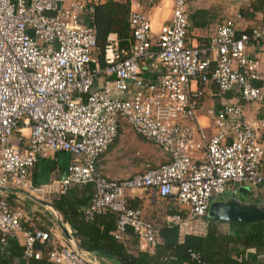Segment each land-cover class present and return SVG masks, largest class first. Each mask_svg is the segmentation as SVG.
Here are the masks:
<instances>
[{
  "label": "built area",
  "instance_id": "built-area-1",
  "mask_svg": "<svg viewBox=\"0 0 264 264\" xmlns=\"http://www.w3.org/2000/svg\"><path fill=\"white\" fill-rule=\"evenodd\" d=\"M153 3L129 0L130 46L118 48L109 36L101 66L93 20H80L85 1L0 0V232L21 237L27 258L40 260L46 249L51 264H96L73 244L48 247L50 231L25 224L23 211L11 207L3 192H38L29 169L49 153L72 156L53 181L57 192L71 184H92L85 216L112 211L116 237L131 227L142 249L157 243L158 229L128 204V191L140 189L183 207L165 221L183 236L204 233L211 200L228 183L264 184L263 121L225 101L206 109L215 127L210 137L198 125L196 140L186 124L203 109L200 85L208 81L222 95L237 92L244 103L264 102V84H254L259 60L247 51L249 43L264 41V23L238 31L235 19L226 18L208 40L191 43L185 0H174L170 19L157 28L141 10ZM150 59L151 67L161 69L155 80L143 75ZM96 81L101 85L94 88ZM123 123L157 145L163 162L106 177L97 161ZM199 149L201 160L191 155Z\"/></svg>",
  "mask_w": 264,
  "mask_h": 264
},
{
  "label": "crops",
  "instance_id": "crops-1",
  "mask_svg": "<svg viewBox=\"0 0 264 264\" xmlns=\"http://www.w3.org/2000/svg\"><path fill=\"white\" fill-rule=\"evenodd\" d=\"M70 0H65L68 3ZM82 1V0H80ZM86 3V13L80 15V20L82 23H88L93 20L92 12L93 6L97 3L105 2L106 0H83ZM174 0H154L152 6H143L142 11L148 13L152 19L153 28H157L158 25L164 21L170 19L171 8ZM186 10L189 15L196 10H207V13L203 17L194 18V21L189 19V28H188V40L191 43H199L201 41L208 40L214 33L216 28L226 19L234 18L236 23V29L238 31H248L251 27L259 26L264 22V0H185ZM244 8V11L240 10ZM241 12V14H240ZM113 30L109 36H114L116 39V46L118 48L128 49L131 43V38H125L123 41L118 38V35ZM108 36V45L110 44ZM247 51L250 54H253L259 60V67L257 74L259 79L254 81V84L262 85L264 84V41L260 43H249L247 45ZM151 63H154V59L147 61V68L143 71V75L148 80H155L159 77L161 69L150 66ZM101 85L100 81H96L94 88H97ZM197 85V84H196ZM204 91V97L202 98L203 109L196 111V121H188L186 124L191 127L193 135L196 140L200 139L198 134V125L202 127L205 135L210 137L215 132V127L211 119L206 115V109L209 107L219 108L221 104L225 101L231 103L240 104L246 116L261 120L264 122V102H251L244 103L238 96L237 92H230L221 94L218 91L217 86L212 82L208 81L205 84L200 85ZM259 139L264 144V127L259 131ZM133 153L134 157L139 156L141 162L137 166L139 169L134 173L142 172L146 166L156 167L163 162V153L161 149L151 143L134 131H132L129 126L125 123L119 128V133L116 139L110 144L106 152L101 155L97 161L98 165L101 167L102 173L106 177H122L129 174H123L124 171L118 169L110 168L109 165L111 160L118 154L122 153ZM138 152V154H136ZM58 153H54V156L50 158V167H49V179L54 181L60 178L64 172L66 165L70 162L72 156L67 153L66 157L62 161L58 158ZM193 158L201 160L203 158V152L199 154L196 151H193ZM197 153V154H195ZM48 157V156H47ZM45 158H40L30 169H29V178L36 187H39L38 193H41L42 196L46 197V200L43 198L37 199L33 198L32 195L21 191L17 188H9L4 190L6 199L11 207H19L26 218L24 219L25 224L34 225L39 228H47L51 233L50 242L54 245H76V240L72 235L71 228L68 223L62 221L61 215L51 207V201L59 195V193L54 191V189L49 190L47 188V182L40 184L37 181V168L36 164ZM261 170L264 172V159L262 161ZM237 184V183H236ZM43 185V186H42ZM240 185L238 190L241 189V194L245 195L244 197L249 199L251 202L262 203L264 205V184L256 185V188H259L263 192V195H253L248 193L246 190L247 184H238ZM253 186V185H247ZM234 193H237V190L234 188ZM240 193V192H239ZM26 196V197H25ZM254 197L255 200L251 199ZM258 197V198H256ZM39 199V200H38ZM126 199L130 206L141 209L142 216L145 220L151 222L157 229L166 221V216L174 213L176 210L185 209L183 207H178L164 198H157L155 196H150L147 192L137 189L133 191H128L126 193ZM222 200V199H220ZM217 201V200H214ZM211 202H213L211 200ZM50 204V205H48ZM211 204V203H210ZM41 212V216L32 217L31 212ZM52 215V218L50 217ZM205 215V220L208 223L213 218L208 219ZM47 219L48 221H46ZM217 221V220H214ZM222 222V221H221ZM52 223V224H51ZM227 223V222H226ZM249 223V222H244ZM49 224V225H48ZM33 226V227H34ZM18 242L22 244V239L17 238ZM88 258L94 260L96 264H106L105 261H102L98 254L90 251L81 249Z\"/></svg>",
  "mask_w": 264,
  "mask_h": 264
},
{
  "label": "trees",
  "instance_id": "trees-1",
  "mask_svg": "<svg viewBox=\"0 0 264 264\" xmlns=\"http://www.w3.org/2000/svg\"><path fill=\"white\" fill-rule=\"evenodd\" d=\"M206 13L207 10H196L189 19L195 23L194 18L200 19ZM128 16L129 0H106L93 6L101 66L104 65L109 34L115 30L122 41L130 37ZM92 194V184H71L64 193L52 199L51 205L62 221L69 224L77 247L98 254L106 264H264V220L249 223L211 220L204 233L183 236L177 226L164 222L158 227L157 243L142 249L131 227H127L120 238L116 237L117 217L112 211L104 210L91 218L85 216ZM40 213L33 211L30 214L37 217ZM46 253L43 249L40 260L27 258L15 237L0 232V264H51Z\"/></svg>",
  "mask_w": 264,
  "mask_h": 264
},
{
  "label": "rangeland",
  "instance_id": "rangeland-1",
  "mask_svg": "<svg viewBox=\"0 0 264 264\" xmlns=\"http://www.w3.org/2000/svg\"><path fill=\"white\" fill-rule=\"evenodd\" d=\"M198 132V131H197ZM10 143L12 144H16L17 141L14 137L10 138ZM199 152V154H201L203 151L202 150H197V153ZM201 152V153H200ZM195 153V154H197ZM191 155L193 156V153L191 152ZM52 156H54V153H49L48 157L46 159L40 160L37 164H36V168H37V181L40 184H44L43 182H47V188H45L46 190L49 188V190L54 189V191H57V187L55 185V183H53L52 181H50L49 179V167H50V158H52ZM64 157H66V154L63 152H60L58 154V158L62 161V159H64ZM141 160L139 158V156L134 157L133 153H122V154H118L116 155L112 160L111 163L109 165L110 168L113 169H118V170H122L124 171L123 174H131L134 173L135 171H137L139 169V166H137L138 164H140ZM124 174V175H125ZM43 186V185H42ZM240 185L236 184V183H228L226 185V189L225 192L223 194L220 195H216L213 196L212 201L214 200H220V199H226L227 197H230L231 195L234 194V188L238 191ZM246 186V190L248 193H251L253 195H263V192L261 190H259V188H256L255 186ZM240 193H238L239 195ZM34 197H38V198H43V200H46V197L42 196L41 193L35 192L33 194H31ZM245 196V195H242ZM26 197V196H25ZM258 198V197H256ZM251 199L255 200L254 197H251ZM211 205V204H210ZM210 208V206H209ZM209 209L206 213V217L208 219H211L212 217H210L209 214ZM34 226V225H33ZM36 227V226H34Z\"/></svg>",
  "mask_w": 264,
  "mask_h": 264
},
{
  "label": "water",
  "instance_id": "water-1",
  "mask_svg": "<svg viewBox=\"0 0 264 264\" xmlns=\"http://www.w3.org/2000/svg\"><path fill=\"white\" fill-rule=\"evenodd\" d=\"M241 191L239 189L237 193H234L226 199L211 202L209 208L210 217L222 222H253L264 220V205L261 202L255 203L249 201V199L242 196ZM239 192L240 194L238 195ZM32 197L37 199L34 196Z\"/></svg>",
  "mask_w": 264,
  "mask_h": 264
}]
</instances>
